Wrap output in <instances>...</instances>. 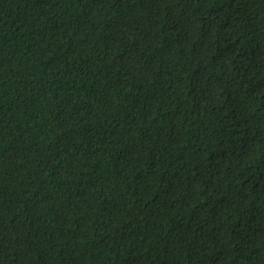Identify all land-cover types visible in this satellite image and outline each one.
<instances>
[{
    "label": "trees",
    "instance_id": "1",
    "mask_svg": "<svg viewBox=\"0 0 264 264\" xmlns=\"http://www.w3.org/2000/svg\"><path fill=\"white\" fill-rule=\"evenodd\" d=\"M0 264H264V0H0Z\"/></svg>",
    "mask_w": 264,
    "mask_h": 264
}]
</instances>
